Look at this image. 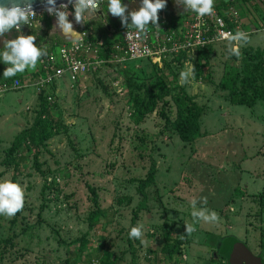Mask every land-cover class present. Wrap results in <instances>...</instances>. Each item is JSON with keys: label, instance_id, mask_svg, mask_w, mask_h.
Segmentation results:
<instances>
[{"label": "rangeland", "instance_id": "374dc122", "mask_svg": "<svg viewBox=\"0 0 264 264\" xmlns=\"http://www.w3.org/2000/svg\"><path fill=\"white\" fill-rule=\"evenodd\" d=\"M235 3L221 12L237 16L249 35L239 59L228 51L235 42H215L201 58L194 51L168 57L171 73L164 61H128L76 79L66 74L59 90L37 86L45 72L18 78L19 89L0 95V182L25 192L20 212L0 215V264H226L215 254L229 235L264 253V9L257 0ZM174 27L185 32V16ZM196 64L206 81L182 83L181 72ZM126 77L157 92L169 81L185 89L204 108L196 139L185 142L166 125L162 108L176 116L170 97L140 119L134 104L152 101ZM44 98L66 128L50 130L38 164L25 147L12 157ZM153 165L154 180L144 186ZM205 207L219 219L194 223L192 212ZM185 224L197 229L191 237ZM138 226L143 243L129 238ZM166 232L179 244L178 260L164 256Z\"/></svg>", "mask_w": 264, "mask_h": 264}, {"label": "clouds", "instance_id": "9594fccd", "mask_svg": "<svg viewBox=\"0 0 264 264\" xmlns=\"http://www.w3.org/2000/svg\"><path fill=\"white\" fill-rule=\"evenodd\" d=\"M74 8V18L79 24H86L92 18L96 17L97 12L101 11V5L104 0H69ZM177 4H183L186 11L196 13L198 19L210 16L215 11V0H176ZM166 7V0H142V5L138 10L128 11V6L122 3V0H107V12L114 17H119L123 26L127 29H135L140 34H146L150 26L160 29L158 12ZM46 11L55 16L56 27L65 35H70L73 30L72 23L68 16L72 15L68 11L67 4H60L56 7L55 0H47ZM127 13V15H126ZM129 16L131 23H128ZM28 25L31 28L39 27L37 14L33 10L31 0H11V6L0 4V37H5L13 29L21 31L22 26ZM230 45L228 51L230 55L238 59L242 57L240 48L249 42V35L241 30H237L234 35L226 34ZM34 35H19L15 39H4L3 50H0V60L4 64L10 65L4 70L3 78L9 79L18 73H24L26 70H35L38 61L48 55L45 46L37 47ZM145 49V52H149ZM181 82H189V77L195 78L194 65L187 72H181ZM25 192L19 183L5 181L0 182V215L8 218L15 216L24 207ZM200 203L207 204V198L201 199ZM197 200L192 201V207L195 208ZM207 213V214H206ZM192 217L194 223L201 220L205 222H214L219 219L218 214L209 209L201 208L199 211H193ZM186 236L191 237L197 229L194 226L185 224ZM130 239H139L143 243L142 226L133 227L129 232ZM183 238V237H182Z\"/></svg>", "mask_w": 264, "mask_h": 264}, {"label": "built area", "instance_id": "2783aa9c", "mask_svg": "<svg viewBox=\"0 0 264 264\" xmlns=\"http://www.w3.org/2000/svg\"><path fill=\"white\" fill-rule=\"evenodd\" d=\"M264 9V0H257ZM107 3H104L101 7ZM68 11L74 12L71 3ZM183 5V4H182ZM184 6V5H183ZM59 8V6H56ZM215 11L210 16L198 19L196 13L187 11L185 24L187 29L182 33L181 29H175L169 22L160 19V29L150 26L146 34H140L135 29L120 30V38L106 51L107 57H101V43L93 39L91 29H83L73 36L69 43L62 44L57 52L48 51V55L39 61L45 76H39L36 84L40 89L47 88L56 81L70 74L73 79L85 75L105 65H125L128 61H153L160 65L168 57L181 52L190 53L198 49L207 48L215 42H229L226 34L234 35L237 30L242 31V25L237 16L225 17L215 6ZM37 18L48 14L45 10L35 11ZM50 16H53L49 14ZM55 17V16H53ZM29 27L28 25H26ZM149 49V52H145ZM21 82L18 78L0 82V95L7 91L19 89Z\"/></svg>", "mask_w": 264, "mask_h": 264}, {"label": "trees", "instance_id": "16d2710c", "mask_svg": "<svg viewBox=\"0 0 264 264\" xmlns=\"http://www.w3.org/2000/svg\"><path fill=\"white\" fill-rule=\"evenodd\" d=\"M234 2L236 1L228 2V1L215 0L214 6L218 10L223 12L225 10H228L230 4ZM43 15L45 16V23L48 29H50L52 24L51 17H48L46 14ZM95 37L93 36V39H95ZM109 47L110 45L107 44L104 46H100L102 52L101 57L104 58L107 57L108 52L106 50ZM205 50L206 48L198 49L195 52H197L199 58H201ZM183 53H187V52H183ZM170 61L171 60L168 59L164 61V65H165L164 68H166L168 73L172 72L168 65L170 64ZM194 68H195V80L206 81L205 78L207 77V74L201 73L200 65L196 64ZM165 77L168 78L167 75ZM125 82L129 88L144 90L145 97L149 101H152V104L149 108L146 106L145 108L141 107L143 104H141L140 106L138 104H134V110H136L135 113H137L140 119L143 118L144 113H150L156 108L157 101H163L165 98L170 97L176 108V116L174 120L170 119V117H168L165 114L164 108H162L160 115L165 119L166 125L172 131L176 132L178 136L185 142H193L196 139V135L199 131L200 122L204 115V108L201 105H199L195 100V98L189 95L185 91V89L178 87L177 85H175V83H171V81H169V83L167 82L163 84L164 86L161 87L159 92L148 89L144 84H137L130 77H126ZM51 108H52L51 104L47 101L46 98H44L41 111L38 113L37 117L35 118L33 125H31L29 128L24 129L21 132V134L17 137L16 141L14 142L9 152V154L12 157H14V154L18 152L22 147H25L26 149H28V151H33L35 163L36 164L39 163V156H40L39 147L41 144L45 142L46 138L51 133L50 130H54V133H60L64 128H66L63 123H61L60 121L54 118ZM135 113L133 115H135ZM136 120L140 122L139 119ZM15 159H16L15 172H19L21 169V163H23L25 157L23 155H20ZM154 175H155V166L153 165L150 169L149 180L147 183H145L144 186L151 185V182L154 180L155 177ZM95 201L96 203L98 202L97 199H95ZM231 236L233 235L226 236V238ZM173 239L174 238L169 233H167V236L165 237V241L163 240L164 242L163 253L165 258L169 260H173V259L178 260V257H180L179 244L177 242L172 241ZM77 242H78L77 243L78 250L81 252L82 250L81 248L85 242V238H81V240ZM261 255H264V253H262ZM215 256L219 258L223 257L225 258V261H227L226 257L220 253V250L215 254ZM102 264H113V263L103 258Z\"/></svg>", "mask_w": 264, "mask_h": 264}, {"label": "crops", "instance_id": "0c3cea01", "mask_svg": "<svg viewBox=\"0 0 264 264\" xmlns=\"http://www.w3.org/2000/svg\"><path fill=\"white\" fill-rule=\"evenodd\" d=\"M217 1V0H216ZM221 1H237V0H221ZM122 3L128 6V11L138 10L141 6L139 0H122ZM235 3V2H234ZM236 4V3H235ZM231 5V4H230ZM101 11L97 12V16L92 18L86 24H79L75 21L74 12L72 15L68 16V20L73 25V32L70 35H65L59 28L56 27V17H51V28L48 29L45 23V16L41 15L37 18L39 20V27L31 28L26 25L22 26L21 31L17 32L13 29L10 33L6 34L5 37H0V50H3V40L4 39H15L19 35L29 36L34 35L36 37L35 43L37 47L45 46L48 51L59 50V47L62 44L69 43L73 36H76L80 30L83 29H91L93 31V35L95 37L96 42H100L101 45H112L120 38V30L123 28L121 20L119 17H114L111 13L107 12V3L104 4ZM48 16V14H46ZM127 15V13H126ZM182 15L187 16V11L182 4H177L176 0H166V7L158 12L159 21L162 18H165L171 27L180 26L182 23ZM173 24H172V23ZM128 23H131V18L129 16ZM179 30V29H178ZM39 62V61H38ZM10 65H6L0 60V82L5 81L3 78L4 70ZM42 66L39 64L35 70H26L24 73H18L16 76L11 77L7 80L14 78H25L29 81L32 80L36 75L43 73ZM66 76V75H65ZM64 76V77H65ZM61 78L55 82V84L49 86V88H53L54 90H59L57 87L62 83L64 79H69L68 77Z\"/></svg>", "mask_w": 264, "mask_h": 264}, {"label": "water", "instance_id": "95a60500", "mask_svg": "<svg viewBox=\"0 0 264 264\" xmlns=\"http://www.w3.org/2000/svg\"><path fill=\"white\" fill-rule=\"evenodd\" d=\"M31 3L34 11H46L47 0H31ZM55 3L60 6L62 3L69 4V0H55ZM0 4L10 7L11 0H0ZM220 253L226 257L228 264H264V255L255 254L245 242L235 236L224 239Z\"/></svg>", "mask_w": 264, "mask_h": 264}, {"label": "flooded vegetation", "instance_id": "af4514ba", "mask_svg": "<svg viewBox=\"0 0 264 264\" xmlns=\"http://www.w3.org/2000/svg\"><path fill=\"white\" fill-rule=\"evenodd\" d=\"M227 262V264H228V261H226Z\"/></svg>", "mask_w": 264, "mask_h": 264}]
</instances>
